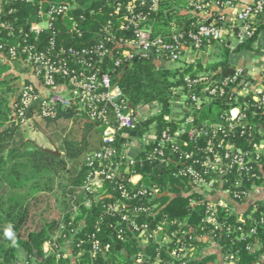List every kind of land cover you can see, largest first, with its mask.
I'll return each mask as SVG.
<instances>
[{
  "label": "built area",
  "instance_id": "2783aa9c",
  "mask_svg": "<svg viewBox=\"0 0 264 264\" xmlns=\"http://www.w3.org/2000/svg\"><path fill=\"white\" fill-rule=\"evenodd\" d=\"M10 1L13 0H0V13ZM163 1L117 3L114 8L119 21L117 26L109 22L99 41L82 48H66L51 38L46 44L29 45L23 41L2 50L5 43L0 39V63L21 62L40 85L32 80L24 84L13 102L12 121L22 127L40 120L52 122L61 111L73 116L84 115L100 128L101 145L99 150L85 157L90 170L80 191L96 193L105 180L119 178L143 156L149 163L165 164L173 169V175L186 180L191 187L189 194L197 192L203 196L206 214L203 221L216 230L221 225L218 211H234L232 206L238 204V199L246 200L252 192V189L241 190L232 199L230 192L224 189L226 177L235 169L251 170L250 164L263 165L257 158L264 155V141L254 142L252 134L264 129L247 121L246 109L252 105L264 111V79L257 82L248 76L239 63L242 51L246 50L236 51V48L251 39H254L252 47L260 46L264 34V0H172L174 8L180 11V18L169 21L166 34H155L150 15L160 10ZM35 6L37 20L31 23L30 31L36 35L52 27L56 18L68 16L69 5L56 0H38ZM68 24L66 28L75 31L77 26L71 17ZM13 29L5 22L0 24V30L10 31L9 34ZM211 42L224 43L229 48L228 67L225 71L218 68L185 74L182 83L171 88L170 111L163 115L165 124L162 126L152 119L159 114V105H131L119 80L115 79L120 78L119 68L130 69L139 59H149L159 68H187L196 64L200 53L210 47ZM191 52H194L193 57ZM229 70L232 74L227 73ZM37 101L40 103L35 104ZM218 105H222L219 120L201 116L204 110L215 114ZM179 107L184 111L182 117L176 112ZM149 120L145 131L138 133V128ZM236 127L240 128L238 136L248 138L252 144L250 150L236 146ZM126 183L131 191L121 189V200L142 198L144 205L131 208L122 203L124 200H116L109 208L119 212L126 207L132 214L154 216L158 204H150L167 192L157 183L145 184L142 175L137 173L129 175ZM235 185L242 187L239 181ZM219 194H226L228 199L217 198ZM90 204V200L84 201L86 207ZM244 218L237 219L243 221ZM122 220L139 230L145 242L152 237L147 224L138 225L126 214ZM178 233L188 231H175L172 236L177 237ZM116 237L118 241L114 244L119 245V241L124 240L122 229L117 231ZM179 241L177 238V243ZM110 247V244L104 246L106 250ZM99 248V241L95 240L92 249ZM182 250L180 248L179 252ZM185 251L182 256L191 259V253ZM229 260L234 262L233 257Z\"/></svg>",
  "mask_w": 264,
  "mask_h": 264
},
{
  "label": "trees",
  "instance_id": "16d2710c",
  "mask_svg": "<svg viewBox=\"0 0 264 264\" xmlns=\"http://www.w3.org/2000/svg\"><path fill=\"white\" fill-rule=\"evenodd\" d=\"M56 1L69 5L68 16L56 18L52 21V27L38 35L30 31L31 23L37 20L35 4L38 0L32 2L13 0L6 3L5 10L0 13V24L5 22L12 25L14 29L11 34H9L10 31L0 30V39L5 43L2 50H8L12 45L23 43V41L29 45L46 44V41L51 38L66 48L92 45L103 37L105 25L111 22L117 26L119 21L114 14L116 4H124L130 0ZM10 9L13 10L11 13L8 12ZM177 10L172 0H164L160 10L151 13L150 19L153 20L155 34L168 32L166 26L169 21L180 18ZM69 17L77 26L75 31H69L66 28V25H69ZM253 40L238 45L236 51L254 50L251 45ZM203 44L206 45V41ZM219 48L222 52L221 59L212 66H204L199 59L196 64L187 68L182 66L159 68L149 59H139L132 63L130 69L119 68L117 73H121L120 78L115 77V79L119 80L123 93L131 105L158 104L160 112L152 119H156L162 126L165 124L162 120L163 115L170 111L168 101L171 88L181 84L185 74L218 68L225 71L228 67L230 50L224 43L219 44ZM8 64L28 71L27 68L22 67L21 62L9 61L0 63V76L9 68ZM8 76L5 74L0 77V85H6L7 91L11 89ZM4 95L5 93H0V236L10 244L7 249L0 251V264H21L17 246L12 244L11 237L7 236L6 232L10 230L11 236H17L31 208L30 204H24L19 202L18 198H14L12 188L35 187L49 173L58 175L63 171L70 176V185L73 186L68 187L63 193V205L67 208V212L52 221L41 219L40 224L27 233L25 240L18 241L25 252L27 264H212L215 261V255H200L209 241L217 242L221 253L227 258L233 257L234 264H254L264 256V199L249 205L243 221H239L232 211L219 210L221 225L215 230L211 224L203 221L206 216L203 196L197 192L189 194L191 187L186 180L175 177L173 169H169L165 164L149 163L143 160V156L138 157L130 171L125 169L119 178L112 181L105 180L96 193L80 191L82 202L80 201L78 205L79 216L72 218L73 192L78 191L82 186L90 170L85 164V157L100 149L101 142L98 140L100 128L84 115L76 113L67 121L71 122V127L66 128L68 131L64 134L60 146L56 144V141L60 139L57 134L49 138L61 155L40 151L35 148L33 141L25 139V131L20 125L11 121L8 127L2 128L6 122H10L11 117L13 118V102L16 99L14 97L9 103ZM220 106L218 105L215 114L204 110L201 116H212L219 120ZM246 113L247 121L264 129L263 109L248 105ZM150 121L141 125L138 133L142 134ZM44 122L47 123V121ZM32 125L35 129H39V121ZM53 126L56 129L61 128L59 124ZM234 130L236 146L243 150H250L252 144L248 138L238 136L240 128L236 127ZM252 136L254 142L264 141V132L253 131ZM257 160L263 164L261 167L250 164L251 170L235 169L226 177L224 189L230 192L232 199L235 193L264 183V155H260ZM67 162H71V167H66ZM133 173L141 174L145 184L157 183L167 192L166 195L160 196L150 204H158L154 216L142 213L132 214L126 211V207L119 212L109 208L116 200H124L120 198L121 189L131 191L126 179ZM237 181L242 187H236ZM86 199L90 200V207L84 205ZM244 201V197L238 199V203ZM122 203L133 208L143 206L145 199H125ZM124 214L134 218L138 225L147 224L152 237L145 242L139 230L122 220ZM119 229L123 231L124 240L119 241L118 248L114 242L118 241L116 235ZM179 230L188 231V233H178L177 237L172 236L173 232ZM177 238L180 240L179 243ZM95 240H98L100 244L97 251L92 249ZM47 242L52 245L48 253L43 247ZM59 243L68 245L73 263L69 259L56 256L57 253L63 255ZM106 244L111 245L108 250L104 248ZM180 248L183 250L179 252ZM174 250L178 251V256L171 254ZM185 250L192 252L191 259L188 260L182 256Z\"/></svg>",
  "mask_w": 264,
  "mask_h": 264
},
{
  "label": "rangeland",
  "instance_id": "374dc122",
  "mask_svg": "<svg viewBox=\"0 0 264 264\" xmlns=\"http://www.w3.org/2000/svg\"><path fill=\"white\" fill-rule=\"evenodd\" d=\"M162 28H165V27L162 26ZM217 56L218 54H216L215 57L217 58ZM215 63L216 62H213L212 60H210L208 65L212 66ZM6 87H7L6 85H3L1 89L2 93L3 94L5 93V96L7 98H13L17 89H15V87H12L10 85L11 89L7 91ZM39 125H40L39 129H35L32 123H29V125L22 126V128L25 131V136L28 137V139L34 140L41 147L49 148V146L51 145L50 148L52 149L56 148V146L54 145L52 147V144H50L49 138L57 134L60 137V139L56 141V144L60 146L61 143L63 142L64 134L71 127V124L67 123V121H64V120L60 121L59 125L61 126V128H58V129H56L53 125L48 126L47 123L44 122V120H40ZM66 128L68 129L66 130ZM98 140H100V137H98ZM66 167L67 168L71 167V162H67ZM68 187H73L72 185H70V176L66 174L65 171H63L58 175L54 173H49L48 175L43 177L38 182V184L35 185V187L34 186L33 187L24 186V187L12 188L14 198L16 199L18 198V201L24 204H27V205L30 204V207H31L30 211L25 217L24 223L20 227V233L17 234V236H14V235L11 236L12 244L17 246V251L19 253V260L21 264H27V263L25 262V252L22 249L21 245L18 243V241L25 240L27 237V233L33 230L37 224H40L41 219L52 221L54 219H57L61 214H64L67 212V208H65L63 205V201H64L63 193L67 191L66 189H68ZM256 187H260V186L257 185ZM207 190L208 189L206 188V191ZM69 196L70 195L68 194V197ZM73 197H74V201H73L74 204H72V218H76L79 216V214L77 213L78 205L80 201L82 202V196L80 194V189H78V191L73 192ZM65 199H67V197ZM248 199L249 200L252 199L251 200L252 201L251 204H252L259 198L251 192L248 195L246 200ZM246 200L243 203H245ZM243 203L235 204L232 207L235 208L238 205L243 204ZM73 205L76 207H74ZM235 210L236 208L234 209V211H232V213L237 217ZM163 241H165V239H163ZM214 243L217 244V242H214ZM9 244L10 243L7 240L4 241V238L0 236V251L7 249L9 247ZM46 246H48L47 249H45ZM51 246L52 245L47 242L44 244L43 247H44V250L47 251L52 248ZM59 247L62 249L63 255L59 257L58 256L59 253H57L56 256L58 258L63 257L64 259L65 258L69 259V261L73 263V257L70 256V253H69L70 250L68 248V245L59 243ZM172 253L173 255H176V250H174ZM188 253L189 254L191 253L192 255L191 251Z\"/></svg>",
  "mask_w": 264,
  "mask_h": 264
},
{
  "label": "crops",
  "instance_id": "0c3cea01",
  "mask_svg": "<svg viewBox=\"0 0 264 264\" xmlns=\"http://www.w3.org/2000/svg\"><path fill=\"white\" fill-rule=\"evenodd\" d=\"M244 1H248V0H244ZM189 45L192 46V43L189 44ZM217 45L218 46H216V44H212L210 47H206L204 49V51H202L200 53L198 59L201 60V62H202V64L204 66H207L209 64L210 60H212L213 62H218L221 59V53L222 52H221V50L219 48V44H217ZM190 49H189V51H190ZM253 49L254 50L242 51V55H241L239 63L245 68L248 76L252 77L257 82H260L261 80L264 79V34H263V37L261 38L260 46L253 47ZM216 54H218L217 58L215 57ZM190 56L193 57L194 56V52H191ZM229 62H230V59H229ZM8 65H9V68L6 69L3 72L2 75H5V74L9 75L8 76V80L11 81L9 86L10 85L12 87L17 86V91H16L14 97L18 96V94L21 91V89L23 88L24 84L27 81H29V80L30 81L31 80L34 81L37 84V86L40 87L39 83L30 74L29 70L28 71H24L22 69L14 67V66H10L11 64H8ZM2 87H3V85H0V93H2V91H1ZM13 98H6V100H8L9 103H11ZM176 112L179 114V116L182 117V114H183L184 111H183V108L179 107V109H177ZM12 120L13 119L11 117L10 122L9 121L6 122V124L2 128L8 127L11 124ZM61 120L69 121L70 119L60 118L55 123L47 122V125H50V124L57 125V124L60 123ZM67 123L70 124L71 122H67ZM24 137L27 140L35 142L34 140L28 139V137H26L25 135H24ZM50 144H52V147L54 146L51 141H50ZM50 147H51V145L49 146V148ZM256 186L252 188V193L255 196H257L259 199H262L264 197V183L262 185H260V187H256ZM216 197L217 198L220 197L223 200H227L228 199V196L226 194H219ZM253 198H254V196H253ZM251 200L248 199V200H246L245 203L240 204L237 207H235L236 208L235 211H236L237 218L240 219L242 217H245V213H246L249 205L252 202ZM204 240H206V239H204ZM208 240H210V239H208ZM163 242H165V241H163ZM47 248H48V246L45 247V249H47ZM200 255L201 256L202 255H215L216 258H215V261L212 262V264H234V262L230 261L229 258L225 257V255H223L221 253L220 248L213 241H209L208 244L204 246V248H203V250H202ZM261 263H264V257L263 256L258 260V262L254 263V264H261Z\"/></svg>",
  "mask_w": 264,
  "mask_h": 264
},
{
  "label": "water",
  "instance_id": "95a60500",
  "mask_svg": "<svg viewBox=\"0 0 264 264\" xmlns=\"http://www.w3.org/2000/svg\"><path fill=\"white\" fill-rule=\"evenodd\" d=\"M232 70H229L227 73L228 74H232ZM40 101H37L35 104H39ZM73 117V114L72 113H64V112H60L59 113V117L58 119L60 118H63V119H71ZM58 119L56 120H53L52 122L55 123ZM33 144L35 145V148L40 150V151H43V152H46V153H51V154H54V155H58L60 156L61 153L56 149V148H44V147H41L39 146L36 142H33ZM118 248H119V245H116Z\"/></svg>",
  "mask_w": 264,
  "mask_h": 264
},
{
  "label": "clouds",
  "instance_id": "9594fccd",
  "mask_svg": "<svg viewBox=\"0 0 264 264\" xmlns=\"http://www.w3.org/2000/svg\"><path fill=\"white\" fill-rule=\"evenodd\" d=\"M6 235L9 236V237H11V235H12L11 231L8 230V231L6 232Z\"/></svg>",
  "mask_w": 264,
  "mask_h": 264
}]
</instances>
